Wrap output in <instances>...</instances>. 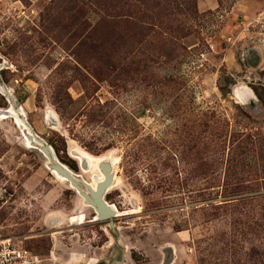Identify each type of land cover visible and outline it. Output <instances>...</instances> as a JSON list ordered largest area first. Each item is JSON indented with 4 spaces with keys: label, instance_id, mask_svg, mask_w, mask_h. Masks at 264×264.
Returning <instances> with one entry per match:
<instances>
[{
    "label": "rangeland",
    "instance_id": "obj_1",
    "mask_svg": "<svg viewBox=\"0 0 264 264\" xmlns=\"http://www.w3.org/2000/svg\"><path fill=\"white\" fill-rule=\"evenodd\" d=\"M11 106L87 183L69 150L116 159L93 222L0 119V240L34 264H264V0H0Z\"/></svg>",
    "mask_w": 264,
    "mask_h": 264
},
{
    "label": "bare ground",
    "instance_id": "obj_2",
    "mask_svg": "<svg viewBox=\"0 0 264 264\" xmlns=\"http://www.w3.org/2000/svg\"><path fill=\"white\" fill-rule=\"evenodd\" d=\"M0 119H6L8 117H12L15 121V125L17 124L22 129V138L25 143L26 149H33L37 150L39 153L42 154L43 157L47 158V160H50L51 166L48 167L50 170L49 172L59 181V182H66L69 184V188L74 190L79 197L82 198V194L80 193L77 187H74V182H79L84 185H89L92 187V190H95L96 185L102 184L105 180V176L102 173H99V176L94 180V183H87L81 175L73 173L70 169H68L65 165H63L56 157L53 149L47 145H43L39 142L36 135L32 132V130L25 124L24 122V111L22 107H19L14 109L13 106H11L8 109H5L3 111H0ZM71 157H73L75 160H77V163L79 165L80 171L82 174L87 173L89 170L95 171L96 167L98 168L99 164H101L103 161L106 163L103 164V166H107L112 171V179H114V167L116 164V159L108 161V157L106 158H97L92 157L88 155L86 152H83L79 149L72 148L69 150ZM104 184V183H103ZM112 185V184H111ZM110 185V186H111ZM110 190V187H107L105 190V194ZM104 206L106 210H109L113 217L119 216V213L117 209L113 205H108L106 201H104ZM91 207V206H90ZM94 210V209H93ZM98 211H102V209L96 208L95 216L92 218L93 222L98 221ZM75 220H80V215H77L74 217ZM77 223V222H76ZM73 222L72 224H76Z\"/></svg>",
    "mask_w": 264,
    "mask_h": 264
},
{
    "label": "water",
    "instance_id": "obj_3",
    "mask_svg": "<svg viewBox=\"0 0 264 264\" xmlns=\"http://www.w3.org/2000/svg\"><path fill=\"white\" fill-rule=\"evenodd\" d=\"M48 162H49V167H50L51 166L50 160H48ZM99 169L101 170L102 174L105 176V180L103 182L104 184L98 183L96 185L95 190H92L91 186L89 185L87 186L79 182H74L73 186L78 188L76 190L80 191V193L82 194V198L86 201V203L89 206H91L94 209V211H96V208L102 209V211L97 212L98 213L97 217H98V221H103V220L108 219L109 217H113L112 213L109 210L105 209L104 199H103L106 188L110 187L112 183V176L110 175L112 171L109 168H107V166L105 165L103 166V164L99 166Z\"/></svg>",
    "mask_w": 264,
    "mask_h": 264
},
{
    "label": "built area",
    "instance_id": "obj_4",
    "mask_svg": "<svg viewBox=\"0 0 264 264\" xmlns=\"http://www.w3.org/2000/svg\"><path fill=\"white\" fill-rule=\"evenodd\" d=\"M31 254L15 246L10 239L0 240V264H34Z\"/></svg>",
    "mask_w": 264,
    "mask_h": 264
},
{
    "label": "trees",
    "instance_id": "obj_5",
    "mask_svg": "<svg viewBox=\"0 0 264 264\" xmlns=\"http://www.w3.org/2000/svg\"><path fill=\"white\" fill-rule=\"evenodd\" d=\"M220 91L222 92L223 95H225L224 94L225 93V90L223 88H221ZM227 91H226V93H227ZM242 137H244V140L248 139V137H245L243 134H241V136H240V144H243V142H242L243 138ZM223 198L226 199L228 197L224 196ZM224 202H227V200H224ZM223 204H225V203H223Z\"/></svg>",
    "mask_w": 264,
    "mask_h": 264
},
{
    "label": "crops",
    "instance_id": "obj_6",
    "mask_svg": "<svg viewBox=\"0 0 264 264\" xmlns=\"http://www.w3.org/2000/svg\"><path fill=\"white\" fill-rule=\"evenodd\" d=\"M171 261H170V259H169V261H167V262H164V264H168V263H170Z\"/></svg>",
    "mask_w": 264,
    "mask_h": 264
}]
</instances>
